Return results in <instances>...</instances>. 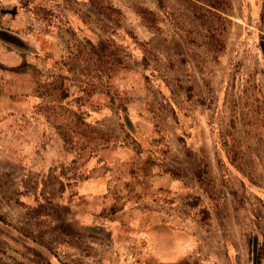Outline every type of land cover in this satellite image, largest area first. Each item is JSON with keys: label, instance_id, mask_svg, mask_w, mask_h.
Listing matches in <instances>:
<instances>
[{"label": "rangeland", "instance_id": "rangeland-1", "mask_svg": "<svg viewBox=\"0 0 264 264\" xmlns=\"http://www.w3.org/2000/svg\"><path fill=\"white\" fill-rule=\"evenodd\" d=\"M99 1L102 14L90 0H0V33L14 37L0 40V264H252L264 0H227L216 60L193 0ZM74 45L85 54L67 61ZM51 74L67 98L42 87ZM134 130L165 145L141 186L126 164Z\"/></svg>", "mask_w": 264, "mask_h": 264}, {"label": "trees", "instance_id": "trees-1", "mask_svg": "<svg viewBox=\"0 0 264 264\" xmlns=\"http://www.w3.org/2000/svg\"><path fill=\"white\" fill-rule=\"evenodd\" d=\"M193 1L194 2L191 4L192 13H193L194 18H196L197 21L199 22V25H200L199 28L200 29L202 28L204 31V36H203L204 45L207 51L212 55V58L216 60L218 55L223 50V42L220 43V41L217 39L216 34L218 31H216V29L220 27L219 32H221L224 37L225 31H226V25H225V17H222V15L224 16V13L229 10L230 8L229 3L227 0H193ZM90 5L100 14H102V10L108 9V7L103 5V3L99 0H90ZM198 5L204 9L203 10L200 9ZM140 12L142 13L141 15L143 18H146V17L148 18L149 16H151L150 13L144 9H140ZM214 24L217 25L216 29L212 28V25ZM3 34L4 33H0V40L4 41V43L10 44L11 43L10 41L2 37L3 36L5 37L8 36V38H14V37H11L10 35H3ZM14 40L17 42H21V41H18L16 38ZM102 40L103 39L97 40V43L95 44V46L88 39H86L84 43L85 45H88L89 48L94 49V47H96V49L102 52L101 53L102 55H100V58L104 59L109 64L121 65L122 60L114 56L115 54L109 52L106 47L107 42L104 40L102 41ZM217 42H219V45L217 44ZM217 45L218 47H216ZM259 47H260L261 55L263 57V62H264V39H262L261 43L259 44ZM74 49H75L74 51L75 53L71 51L67 54V56L69 57L67 61H74L78 56L85 54L79 48L78 45H74ZM92 54L94 55L93 60L97 62L99 60L98 55H96L94 51L92 52ZM104 71L108 72L109 70L105 69ZM105 77H106L105 80L108 82L107 76ZM48 78H50V81L48 83H42V87L48 88V90L50 91L49 95H55L58 98H65V97L67 98L69 95L68 89L67 88L65 89L63 87V80L65 78L58 74L48 75ZM66 81H67V77H66ZM110 84L111 83H107L106 85L105 83V86H110ZM144 105L146 106L145 103ZM147 107H151V106L147 105ZM132 128L133 127H130V129ZM134 132L135 133L133 135L130 133L131 138L129 142L133 143L136 146L137 150L134 153L135 154L134 162L129 161V162H126V164L128 168L130 169L132 168L135 169L138 167L136 171L133 172L134 177H130V178L132 182L141 186L142 184L140 183L141 180L146 182L147 178L150 177L149 168L153 166L161 167L160 164L162 163V161L158 159V156L156 154H157V151L162 152L161 148L165 147V145L164 143H162V140L160 138L156 141L149 140V139L147 141V138L140 139L139 137L138 138L135 137V134L139 132L137 130H134ZM153 138H155V136ZM141 143H144V144H141ZM123 147H129V146L126 143ZM143 170L146 171L148 175L146 174L144 176L142 173ZM133 194H137V191H134ZM112 212L113 211H111V213ZM253 248L254 249L250 251L252 255L251 262L252 264H259L260 261H264V242H262L258 248H255V247ZM173 264H201V263L199 262L190 263L187 261H179Z\"/></svg>", "mask_w": 264, "mask_h": 264}, {"label": "crops", "instance_id": "crops-1", "mask_svg": "<svg viewBox=\"0 0 264 264\" xmlns=\"http://www.w3.org/2000/svg\"><path fill=\"white\" fill-rule=\"evenodd\" d=\"M136 135H139V138H140V139H142V138H143V139H144V138H147V137L143 136V133H142V135H141L140 133H136ZM148 139H149V138H148ZM171 240H172V241H171ZM171 240H170V241H171L170 245L174 246V245L176 244L177 239H176V240H175V239L173 240V239L171 238ZM175 256H176V255H175V253H174L172 259H170V260L167 261V262H169V263L173 262V261H174L173 259H174ZM171 260H172V261H171ZM173 263H174V262H173Z\"/></svg>", "mask_w": 264, "mask_h": 264}]
</instances>
